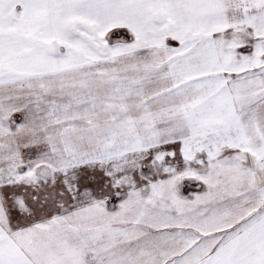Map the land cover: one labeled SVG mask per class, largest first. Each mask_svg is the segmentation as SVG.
Segmentation results:
<instances>
[{
	"label": "snow or ice",
	"instance_id": "snow-or-ice-1",
	"mask_svg": "<svg viewBox=\"0 0 264 264\" xmlns=\"http://www.w3.org/2000/svg\"><path fill=\"white\" fill-rule=\"evenodd\" d=\"M0 264H264V0H0Z\"/></svg>",
	"mask_w": 264,
	"mask_h": 264
}]
</instances>
